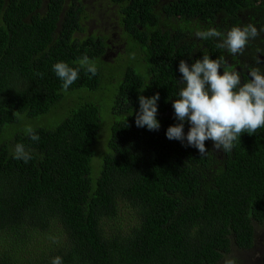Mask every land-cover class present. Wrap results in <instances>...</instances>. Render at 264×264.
Returning a JSON list of instances; mask_svg holds the SVG:
<instances>
[{"label": "trees", "instance_id": "trees-1", "mask_svg": "<svg viewBox=\"0 0 264 264\" xmlns=\"http://www.w3.org/2000/svg\"><path fill=\"white\" fill-rule=\"evenodd\" d=\"M96 3L0 0V264H229L258 235L264 245V128L228 154L166 137L178 123L180 60L223 55L247 79L264 50V33L230 55L196 31L264 27V0ZM104 21L108 32L95 28ZM113 34L126 65L105 56ZM84 55L98 73L81 69L64 91L52 66L78 67ZM157 92L160 129L137 127L139 95ZM29 123L38 142L15 129ZM16 143L33 159H14Z\"/></svg>", "mask_w": 264, "mask_h": 264}, {"label": "clouds", "instance_id": "clouds-1", "mask_svg": "<svg viewBox=\"0 0 264 264\" xmlns=\"http://www.w3.org/2000/svg\"><path fill=\"white\" fill-rule=\"evenodd\" d=\"M262 33L264 27L258 29L255 24L249 23L233 26L226 32L214 27L197 30L195 36L200 40L214 38L218 41V49L230 55H243L250 42ZM259 53H264V50L257 49L254 56L255 66H247V79L242 77L240 71L227 70L223 55L215 59L203 55L191 65L187 60H180V81L184 86L172 103L178 123L168 127L166 137L196 148L201 156L208 151L206 141L213 142L216 152L223 151L228 154L234 150L243 133L252 135L264 128V71L260 67L264 62L261 61ZM132 55L134 58V54ZM81 69L92 76L98 73L95 62L87 55L78 59V67H72L64 61L56 62L52 66L64 91L79 79ZM145 88L139 91L142 93ZM138 99L136 126L158 131L161 127L157 118L160 94L157 92L151 97L141 94ZM185 122L190 124L187 133L184 131ZM24 133L34 142L40 140L31 126H26ZM11 155L25 163L33 159L32 151L23 143H16ZM51 264H63L62 258H53ZM229 264L232 262L229 261Z\"/></svg>", "mask_w": 264, "mask_h": 264}, {"label": "rangeland", "instance_id": "rangeland-1", "mask_svg": "<svg viewBox=\"0 0 264 264\" xmlns=\"http://www.w3.org/2000/svg\"><path fill=\"white\" fill-rule=\"evenodd\" d=\"M96 1L98 0H86L87 4H89L90 9L93 10H97L100 11L102 10L100 7V4L96 3ZM99 8V9H97ZM95 17L100 16L101 13L99 12L98 14H94L92 13ZM102 23V22H101ZM104 23V24H103ZM102 25H100V27H98L97 25H95V28H99L100 31L102 32L104 30V25L105 27V31L108 32V30H110V25L107 24V22H103ZM129 58L125 55H119L117 57V61L123 62L124 65H126L127 60ZM99 93V92H97ZM106 95L104 94V96L102 98H106ZM51 116V115H50ZM58 117V116H57ZM57 117L53 118V117H49L51 118L50 120L52 122H54V120L57 119ZM53 124V123H52ZM56 124V123H55ZM51 125V124H48ZM26 126H34V123L32 124H26L24 125L22 128H18L16 127V130H22L24 129ZM104 130V127L101 128V132ZM104 137V136H103ZM102 137V138H103ZM131 215H129L130 217ZM132 222V219H129L128 217L125 219V223H129ZM261 233V232H260ZM263 256H264V245H263V241L261 239V235H258L257 237V242L255 244V246L251 249V250H246V251H235L233 250L232 252H230L229 254L226 255L225 258V262H229V261H234L237 260L238 264H264V260H263Z\"/></svg>", "mask_w": 264, "mask_h": 264}, {"label": "flooded vegetation", "instance_id": "flooded-vegetation-1", "mask_svg": "<svg viewBox=\"0 0 264 264\" xmlns=\"http://www.w3.org/2000/svg\"><path fill=\"white\" fill-rule=\"evenodd\" d=\"M104 22H108V21H104ZM103 23V22H102ZM101 22L97 23L96 25L98 27H100V25H102ZM104 24V23H103ZM108 24V23H107ZM112 36H114L113 40H108V47L106 49V54L105 56H107L108 60L110 61H115V59L120 55V53L125 52L124 47H125V43H121L120 39L117 37L116 34H113ZM262 58L264 59V55L262 56ZM264 62V61H263ZM264 65L260 66L263 67ZM262 71L264 69H261Z\"/></svg>", "mask_w": 264, "mask_h": 264}]
</instances>
